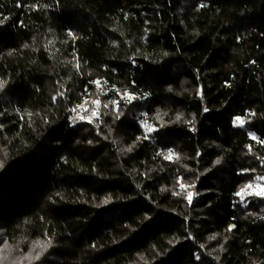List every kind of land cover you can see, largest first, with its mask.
Returning a JSON list of instances; mask_svg holds the SVG:
<instances>
[{
	"label": "trees",
	"instance_id": "16d2710c",
	"mask_svg": "<svg viewBox=\"0 0 264 264\" xmlns=\"http://www.w3.org/2000/svg\"><path fill=\"white\" fill-rule=\"evenodd\" d=\"M0 20L3 264H264V0Z\"/></svg>",
	"mask_w": 264,
	"mask_h": 264
},
{
	"label": "snow or ice",
	"instance_id": "6c2138e0",
	"mask_svg": "<svg viewBox=\"0 0 264 264\" xmlns=\"http://www.w3.org/2000/svg\"><path fill=\"white\" fill-rule=\"evenodd\" d=\"M0 23H3V21L2 20H0ZM3 85L2 84H0V87H2ZM54 99H55V97H54ZM105 106H107V105H105ZM205 111H207V109H205ZM131 149H129V151H130ZM217 163H219V161H217ZM0 167H2V164H0ZM257 179H260L259 177L257 178ZM175 194V193H174ZM258 195H264V190H262L260 193H257ZM4 247H7V244H5L4 245ZM3 248H0V264H3V261L5 260V259H7V256H4L3 254ZM34 259H39V254H37L35 257H33Z\"/></svg>",
	"mask_w": 264,
	"mask_h": 264
},
{
	"label": "rangeland",
	"instance_id": "374dc122",
	"mask_svg": "<svg viewBox=\"0 0 264 264\" xmlns=\"http://www.w3.org/2000/svg\"><path fill=\"white\" fill-rule=\"evenodd\" d=\"M264 190V180L257 181L254 186H250L249 188L245 189V192H261Z\"/></svg>",
	"mask_w": 264,
	"mask_h": 264
}]
</instances>
